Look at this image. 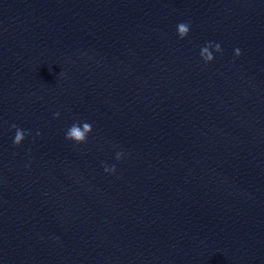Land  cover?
Here are the masks:
<instances>
[{"label": "water", "instance_id": "95a60500", "mask_svg": "<svg viewBox=\"0 0 264 264\" xmlns=\"http://www.w3.org/2000/svg\"><path fill=\"white\" fill-rule=\"evenodd\" d=\"M0 264H264V0H0Z\"/></svg>", "mask_w": 264, "mask_h": 264}, {"label": "clouds", "instance_id": "9594fccd", "mask_svg": "<svg viewBox=\"0 0 264 264\" xmlns=\"http://www.w3.org/2000/svg\"><path fill=\"white\" fill-rule=\"evenodd\" d=\"M181 23H182V26L180 27V35L181 36H184V35H186V29H190V24L188 22H181ZM216 47H217V49H220V44H217ZM240 51L241 50L239 48H236L235 49V54L236 55H239L240 54ZM205 62H207V60H205ZM55 115L58 116L59 113L57 112ZM12 127L16 128L15 135L13 137V141L12 142H13V144H17L18 145V144H20L22 142V140L24 139V137H25V135L27 133H26V130H23V133H22L21 132V129L19 127H17L16 125H12ZM72 136L74 138H80V139L83 138L81 136V132L80 131H77L75 129H73ZM104 170L106 172H114L115 171V166H113L111 168L105 167Z\"/></svg>", "mask_w": 264, "mask_h": 264}]
</instances>
